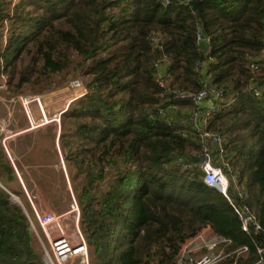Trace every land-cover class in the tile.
Segmentation results:
<instances>
[{
    "label": "trees",
    "instance_id": "1",
    "mask_svg": "<svg viewBox=\"0 0 264 264\" xmlns=\"http://www.w3.org/2000/svg\"><path fill=\"white\" fill-rule=\"evenodd\" d=\"M169 2L0 0V75L13 95L23 86L54 90L77 71L85 78L87 93L61 119L59 146L84 176L78 204L91 264H174L180 244L205 227L231 241L218 264H255L264 249V62L256 76L247 65L264 50V0ZM163 56L166 93L153 70ZM206 77L223 90L208 129L227 137L226 158L261 227L250 236L199 171L174 164L198 145L182 112L188 104L170 110L169 91L197 92ZM252 77L260 99L243 92ZM13 178L0 149V264H44L27 215L2 187Z\"/></svg>",
    "mask_w": 264,
    "mask_h": 264
},
{
    "label": "built area",
    "instance_id": "2",
    "mask_svg": "<svg viewBox=\"0 0 264 264\" xmlns=\"http://www.w3.org/2000/svg\"><path fill=\"white\" fill-rule=\"evenodd\" d=\"M196 1L199 2L200 0H187L189 3ZM161 4L168 6L170 2L169 0H161ZM196 39L199 44H205L209 48V41L200 30L196 33ZM159 40L160 36L157 33L150 34L149 41L153 48H161ZM212 61V59L201 61L197 69L204 71L207 64ZM263 62L264 50L260 55L254 56L249 60L247 68L251 74L256 76L259 74ZM168 64V58L165 56L153 64L157 85L164 93L167 92L169 87L164 74V68ZM0 79L3 80V84L6 83L4 75H0ZM82 84L79 78L71 80L70 87L79 91V94L52 114L45 113L38 97L32 99L30 97H22V106L24 116L28 122V129H35L50 123H54L60 128L61 119L67 112L70 103L82 98L87 93ZM0 88H5V86L0 84ZM169 92L172 94L171 100L174 102V105L169 107L170 110H177L180 103L188 104V107L182 110V112L186 117L185 122L196 132V142L198 145V149L188 151L185 156H176L174 164L182 170L195 169L199 171L204 185L216 190L226 199L236 214L241 230L244 233L250 236L251 233L261 231L258 221L247 204L249 194L238 176L232 173L231 166L226 158L228 154L226 148L228 143L227 137L208 129L210 118L221 107L223 90L211 84L209 77H206L197 92L184 91L177 88ZM243 92L255 99H260L263 96V92L258 86L255 77L249 79ZM32 103L35 104L40 118L39 121L34 120V115L28 107ZM159 113L164 114L163 110H160ZM15 120L16 118H13L11 113H8L4 118H0V135H6L2 140V146L8 156L9 153L5 147V141L8 137L12 136L10 130L8 131L7 129L8 122L10 121L13 124ZM60 164L66 175V165L62 158L60 159ZM223 169L227 172L224 173ZM18 180L27 195L19 176ZM31 212L32 217L26 214L29 224L33 227V222L36 223L42 232L46 244L43 245L44 264H73V262L77 264H91L89 249L81 229L80 207L78 200H76L72 192L70 193L68 208L64 212L40 213L32 203ZM230 244L231 241L229 239L216 235L210 232L208 227H205L180 244L175 255L174 264H218L229 256L226 253V248ZM247 252L248 246L244 245L237 248L232 254L238 258ZM257 253L261 258L255 264H261L264 260V249H257Z\"/></svg>",
    "mask_w": 264,
    "mask_h": 264
},
{
    "label": "crops",
    "instance_id": "3",
    "mask_svg": "<svg viewBox=\"0 0 264 264\" xmlns=\"http://www.w3.org/2000/svg\"><path fill=\"white\" fill-rule=\"evenodd\" d=\"M34 116L36 121H39L40 119L39 115L34 114ZM21 121L23 122L22 125L20 127L17 126L13 128L10 131L12 136L8 137L5 141V147L9 153V156L6 154L2 146V140L6 135H2V136L0 135V149L4 151L6 155V160L11 164V166L14 169L13 180H8L5 182V186L8 190V193L9 195L11 194V196H15L18 199V201L21 202V204L22 202L28 201L29 211H26V214L29 216L30 215L32 216L31 203L35 207V209L40 213L64 212L65 211L63 209L64 207L61 206L55 207L50 202V200L54 199L52 195L57 194L56 192L57 187L54 186V184H53L54 186L53 193H50L43 189H39L37 187L34 188L32 186L31 194H33L34 197L32 199L24 183L25 180L31 185L32 180L29 174V171H31V169L39 171L49 168V169H54L57 172H59V170L62 169L60 164V159L61 158L63 159V157L59 146L61 126L60 128H58L56 124L50 123L35 129H28V122L23 114ZM17 175L21 178L24 189L27 192L28 196L25 194L23 187L21 186L18 180ZM37 178L38 180H40L39 175ZM60 188L61 189L63 188L62 185H60ZM65 201L67 202L68 205L69 198L68 197L67 199L65 198ZM208 229L210 230V232H212V230L209 227Z\"/></svg>",
    "mask_w": 264,
    "mask_h": 264
},
{
    "label": "rangeland",
    "instance_id": "4",
    "mask_svg": "<svg viewBox=\"0 0 264 264\" xmlns=\"http://www.w3.org/2000/svg\"><path fill=\"white\" fill-rule=\"evenodd\" d=\"M11 1L15 2L16 0H11ZM78 78L81 80V82L83 83L82 84L83 87L86 89L85 78L84 76H82L80 71H77V72H73L70 75H68L66 80L62 84H60L58 88L54 90H47L42 93H33L27 86H23V88L16 95L9 93L7 90L6 83L3 84V80L0 79V84L5 86V88H0V118L6 117L8 113H11L13 115V118H16V120L13 122L14 125L10 121L8 122V128H7L8 131L9 130L11 131L13 128L17 126L20 127L23 123L21 121L22 114L24 115V109L22 106V103H23L22 97H28V98L30 97L31 99L38 97L40 99L41 105L44 108L45 113L51 114L55 110L61 109L63 106L66 105V103H68V101H70L73 97L79 94V91L74 90L70 87L71 80L78 79ZM5 80H6V77H5ZM28 107L30 109V112L33 115L38 114L35 108V104L33 103L29 104ZM33 117H34V120L36 121L35 116ZM223 171L224 173L227 172L225 169H223ZM29 174L32 180L31 185L25 180H24V183L30 193V197H32V199L34 198L33 194H31L32 186L34 188L37 187L39 189H43L50 193H53L54 186H56L57 194L52 195L54 199L50 200V202L55 207L57 206L64 207L63 208L64 210L68 208L65 198L67 199L68 197L70 200V193L72 192L76 200H78V194L80 193L81 187L84 184V176L83 175L77 176L76 171L71 169V167H68L67 165H66V175L62 169H60L59 172H57L54 169H49V168L45 170H39V171L31 169V171H29ZM38 175L40 177L39 178L40 180H38L37 178ZM227 176L229 177V175ZM60 185H62L63 187L62 189L60 188ZM2 187L7 189L5 186H2ZM103 187H105L104 184H103ZM10 198H11V194H10ZM14 200L18 201V199L16 198ZM22 204L24 205L25 209H27L26 211H29L28 201L22 202ZM30 229L35 238V242L38 248L41 249V251H43V245H46V244H45L42 232L40 231V229L38 228L35 222H33V227L30 226ZM73 264H77V263L73 262ZM261 264H264V260L262 261Z\"/></svg>",
    "mask_w": 264,
    "mask_h": 264
},
{
    "label": "water",
    "instance_id": "5",
    "mask_svg": "<svg viewBox=\"0 0 264 264\" xmlns=\"http://www.w3.org/2000/svg\"><path fill=\"white\" fill-rule=\"evenodd\" d=\"M197 3H198L197 1L191 3L193 9H196ZM0 186H1V185H0ZM228 191H230V189H228ZM11 197H15V196H11ZM15 198H16V197H15ZM16 199H17V198H16ZM10 200H11L12 203L17 204L18 206H20V207L23 209V211L25 212V214H26V210H25L24 206L21 204L20 201L15 202V201L12 200V198H11Z\"/></svg>",
    "mask_w": 264,
    "mask_h": 264
},
{
    "label": "bare ground",
    "instance_id": "6",
    "mask_svg": "<svg viewBox=\"0 0 264 264\" xmlns=\"http://www.w3.org/2000/svg\"><path fill=\"white\" fill-rule=\"evenodd\" d=\"M14 199H15V198H14V197H12V200H13V201H15ZM15 202H17V201H15Z\"/></svg>",
    "mask_w": 264,
    "mask_h": 264
}]
</instances>
